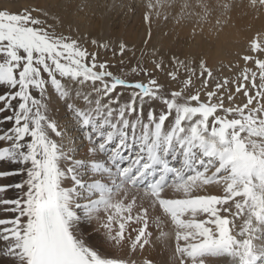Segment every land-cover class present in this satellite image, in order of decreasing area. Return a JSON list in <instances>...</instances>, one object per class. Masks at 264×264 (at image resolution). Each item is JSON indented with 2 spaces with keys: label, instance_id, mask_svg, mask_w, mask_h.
Segmentation results:
<instances>
[{
  "label": "snow or ice",
  "instance_id": "snow-or-ice-1",
  "mask_svg": "<svg viewBox=\"0 0 264 264\" xmlns=\"http://www.w3.org/2000/svg\"><path fill=\"white\" fill-rule=\"evenodd\" d=\"M241 6L95 5L141 11L142 49L0 7V264H264V30L218 67L148 47L154 22L195 36Z\"/></svg>",
  "mask_w": 264,
  "mask_h": 264
},
{
  "label": "bare ground",
  "instance_id": "bare-ground-1",
  "mask_svg": "<svg viewBox=\"0 0 264 264\" xmlns=\"http://www.w3.org/2000/svg\"><path fill=\"white\" fill-rule=\"evenodd\" d=\"M130 1V0H128ZM23 4L41 5L51 11L53 18L62 17L66 24L72 23L79 26L81 32L91 31L93 35L99 34L101 25L105 22L108 25L107 31L111 32L114 38L125 41L129 47L142 49L145 47L144 41L148 38V28L142 20L141 11L123 12L120 15L109 13L107 21L101 18L104 9L97 8V4H111L112 0H87L91 7L77 9V5H82L85 0H72L69 6L66 0H22ZM131 0L129 3H132ZM138 2V0H136ZM193 2V1H192ZM241 7L233 9L228 14L227 22L222 30L217 31L212 25L205 26L203 34L197 28V34L192 35L193 25L176 26L171 28L162 19L152 25V35L148 47L156 46L165 51H172L179 55H187L195 60L205 59L210 66L218 67L221 62L227 63L234 60L237 52H242L248 40L256 34L258 30H264V10L258 14L248 8V0H235ZM130 20V21H129ZM170 20V19H169ZM59 24V20H56ZM126 24H128L126 28ZM111 26V27H110ZM119 27V28H117ZM168 29V32L165 33ZM125 30V31H124ZM246 45V46H245ZM151 255L158 260L166 257L165 250L157 246L151 251Z\"/></svg>",
  "mask_w": 264,
  "mask_h": 264
},
{
  "label": "rangeland",
  "instance_id": "rangeland-1",
  "mask_svg": "<svg viewBox=\"0 0 264 264\" xmlns=\"http://www.w3.org/2000/svg\"><path fill=\"white\" fill-rule=\"evenodd\" d=\"M130 1H128V2H130ZM192 1L195 2V0H192ZM4 5H7L8 7H10L11 10L14 11V12L15 11H19V10H21L24 7H30L29 4H25L24 5L23 2H22V0H0V7H2ZM167 22L168 23H167V27L166 28H168L169 25L171 26L172 29L175 28L173 26V21L171 19L169 21H167ZM127 26H128V24H126V28H127ZM65 27H67V24L66 23H65ZM117 28H119V27H117ZM167 32H168V29H167V31L165 33H167ZM109 55H110V53H109ZM196 61L198 62L199 61V58H197ZM118 67H119V65H117V69H118ZM117 69H113V71H117Z\"/></svg>",
  "mask_w": 264,
  "mask_h": 264
}]
</instances>
